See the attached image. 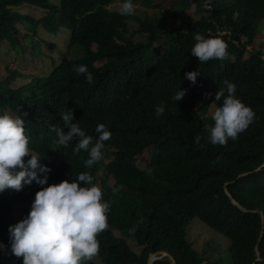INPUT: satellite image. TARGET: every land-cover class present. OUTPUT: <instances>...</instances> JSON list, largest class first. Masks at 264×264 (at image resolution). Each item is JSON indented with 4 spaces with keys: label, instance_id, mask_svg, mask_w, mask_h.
<instances>
[{
    "label": "trees",
    "instance_id": "16d2710c",
    "mask_svg": "<svg viewBox=\"0 0 264 264\" xmlns=\"http://www.w3.org/2000/svg\"><path fill=\"white\" fill-rule=\"evenodd\" d=\"M113 1L0 0V43L19 50L38 28L50 34L69 31L65 54L49 74L14 86L18 72L6 67L8 73L0 80V112L24 121L29 147L51 169L46 184L75 179L86 171L109 202L107 227L96 235L98 253L87 264H95V258L102 264H147L148 255L160 251L172 255L176 264H217L188 240L194 218L229 240L228 264H264V218L261 226L259 215L261 210L264 217V54L247 49L264 23V0H209L207 7L204 0H173L169 7L132 0L144 10L140 14L134 9L129 16L110 9ZM22 4L37 6L44 14H20L16 8ZM190 4L200 12L198 18L167 29L170 16L181 15ZM129 20L138 25L143 40L128 37ZM195 32L222 39L227 45L224 58L200 62L192 56ZM246 50L249 56L244 58ZM81 64L92 74V84L73 71ZM186 71H196L195 83L184 76ZM224 80L235 85L234 95L254 116L234 140L221 146L207 141L205 125L213 122L197 113L194 101L218 107L221 101L212 100L211 94ZM177 89L185 91L174 101ZM161 103L165 110L157 116L154 108ZM68 109L93 142L97 123L111 133L102 142L101 159L90 167L83 164L85 151L72 152L75 138L66 147L54 143L50 126L67 131L61 114ZM195 136L200 137L198 143ZM149 147L148 168L143 169L137 155ZM97 170L100 176L93 174ZM40 187L22 183L0 198V243L5 245L0 264H21L20 257L6 254L7 226L16 222L10 216L11 203L21 207V219ZM113 187L118 191L112 192ZM114 230L131 236L141 247L139 253ZM153 264L171 263L162 257Z\"/></svg>",
    "mask_w": 264,
    "mask_h": 264
},
{
    "label": "clouds",
    "instance_id": "9594fccd",
    "mask_svg": "<svg viewBox=\"0 0 264 264\" xmlns=\"http://www.w3.org/2000/svg\"><path fill=\"white\" fill-rule=\"evenodd\" d=\"M209 0H204L207 7ZM134 12L132 0H121L119 15L129 16ZM194 43L189 53L198 61L211 58L222 59L226 55V43L216 36H203L193 33ZM73 71L84 74L88 84L93 77L85 65H74ZM196 71H186L184 76L195 83ZM223 87L216 90L212 100L221 101L211 113V125H205L206 139L211 144L223 146L228 139H235L251 123L254 113L234 95L235 85L224 80ZM184 89H177L173 100L179 101ZM209 95V93H205ZM163 103L155 106L154 114L164 113ZM63 126H50L55 132L54 143L66 147L73 138L72 152L85 151V167H90L102 157L103 141L111 133L103 123H97L93 137L73 120L71 109L61 114ZM24 121L20 116L0 112V190L10 187L19 190L23 184L34 182L42 187L34 193L27 214L14 224L7 226V253L21 258V264H87L98 253L96 235L107 227L106 213L110 204L102 199L103 193L88 172H79L75 179H62L57 183L46 184L50 168L40 163L38 154L29 147L25 134ZM200 137L195 136L194 142ZM27 156L26 160L22 157ZM18 168V170H16ZM39 173V175H38ZM112 192L118 188L113 187ZM134 230L133 228L130 229ZM5 245L0 243V249Z\"/></svg>",
    "mask_w": 264,
    "mask_h": 264
},
{
    "label": "rangeland",
    "instance_id": "374dc122",
    "mask_svg": "<svg viewBox=\"0 0 264 264\" xmlns=\"http://www.w3.org/2000/svg\"><path fill=\"white\" fill-rule=\"evenodd\" d=\"M53 3L58 2V0H50ZM152 3H158L162 6L169 7L173 0H149ZM119 2L113 1L108 7L110 9H118ZM21 7V8H20ZM133 8L140 14H143V7L140 5L139 1L133 4ZM20 9V11H19ZM153 10V8H148L146 11ZM16 11L20 14H28L33 17H39L44 14V10L33 5L22 4L16 8ZM149 12V15L153 13ZM200 12H195L193 9V4H190L189 8L185 10L181 15L177 17L170 16L167 29L177 23L182 25L183 22L191 21L198 18ZM183 26V25H182ZM138 25L133 21H127L128 37L133 41L143 40V34L137 32ZM20 29L23 33L26 30L22 25ZM30 31H27L29 33ZM31 38L28 41L22 43V46L18 49H14L8 45L7 42L0 43V80L8 73L6 67L15 69L17 73L14 86H20L27 82L31 77L36 75H47L57 65L62 56L65 54V48L69 38V31L59 30L56 34H50L38 28L36 32H30ZM22 48V49H21ZM248 50L254 49L259 50L264 54V23L261 24L258 35L251 46L247 47ZM246 50L244 53V58L249 56V51ZM195 110L202 117H211L212 111L216 106L209 102H203L200 100L194 101ZM9 114L8 111H3ZM10 115V114H9ZM152 147L147 149L148 151H143L141 154L137 155L136 163L143 169L148 168L149 156L148 153L152 151ZM27 156H25V160ZM107 160V159H105ZM18 170V168H17ZM95 176H100L101 171L97 170L93 173ZM112 181V178H110ZM11 188L5 187L0 190V198L8 197ZM12 211L10 216L13 220H18L20 216L21 207L17 202H12ZM190 225L187 238L192 242L193 247L210 257L211 260L217 262V264H228L227 257V247L229 245V240L223 235L217 233L216 231L209 228L206 224L195 219ZM117 237L123 238L129 247L136 253H139L141 247L136 244L131 236L124 235L119 231H113ZM95 264H102L99 259H94Z\"/></svg>",
    "mask_w": 264,
    "mask_h": 264
},
{
    "label": "water",
    "instance_id": "95a60500",
    "mask_svg": "<svg viewBox=\"0 0 264 264\" xmlns=\"http://www.w3.org/2000/svg\"><path fill=\"white\" fill-rule=\"evenodd\" d=\"M259 168V167H258ZM257 168V169H258ZM255 169V170H257ZM253 170V171H255ZM247 172L245 173H242V174H239L238 177L242 176L243 174H246ZM231 201L236 205L238 206V208H240L241 210L243 211H247L246 208L242 207L240 204H238L234 199L231 198ZM259 215H260V219H261V226H263L262 224V221H263V212L261 210H259ZM261 239V235L258 237V242L260 241ZM254 252H255V260H259L260 257H259V250H258V244L255 245L254 247ZM162 257H165L167 258L171 264H176L174 258L172 255H170L169 253L167 252H164V251H160V252H155V253H150L148 255V258H147V264H153L154 260L156 259H160ZM202 264H207L206 262H202Z\"/></svg>",
    "mask_w": 264,
    "mask_h": 264
}]
</instances>
